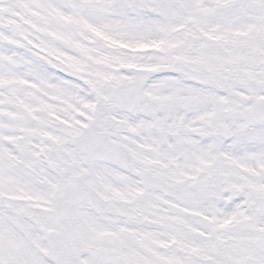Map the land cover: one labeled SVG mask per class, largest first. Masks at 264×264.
Returning <instances> with one entry per match:
<instances>
[{
    "label": "snow or ice",
    "instance_id": "obj_1",
    "mask_svg": "<svg viewBox=\"0 0 264 264\" xmlns=\"http://www.w3.org/2000/svg\"><path fill=\"white\" fill-rule=\"evenodd\" d=\"M0 264H264V0H0Z\"/></svg>",
    "mask_w": 264,
    "mask_h": 264
}]
</instances>
